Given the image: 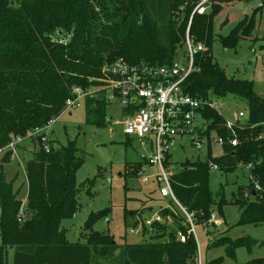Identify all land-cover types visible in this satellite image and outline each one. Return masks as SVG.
I'll use <instances>...</instances> for the list:
<instances>
[{
  "label": "trees",
  "instance_id": "1",
  "mask_svg": "<svg viewBox=\"0 0 264 264\" xmlns=\"http://www.w3.org/2000/svg\"><path fill=\"white\" fill-rule=\"evenodd\" d=\"M198 2L16 0L12 4L0 0V151L6 149L0 158V264L6 263L7 251H12V264H196V243L179 211L178 216L166 209L161 212L175 225V232L156 224L154 236H142L144 240L138 243H127L123 237L118 244L108 233L93 231L95 222L108 216L109 210L104 209L87 217L81 241L69 242L61 223L78 209L75 174L83 163L74 142L55 148L49 133L45 144L39 136L27 140L34 142L36 150L24 163L25 215L20 222V200L3 172L14 152L7 148L9 143L55 122L74 88L99 90L104 75L96 78L116 60L129 65H170L186 33L203 44L205 51L195 57L199 71L186 78L184 93L193 98L212 96L222 106L231 97L245 102L248 114L243 125H235L238 145H224L218 158L211 157L207 146L203 161L182 163L171 176L172 193L199 226L207 223L212 207L220 213L228 203L240 209V224L264 223V100L254 94L251 82L226 77L213 61L211 24L220 7L212 2L208 12L190 18ZM246 18L219 39L223 47L235 48L250 33L253 22L247 24ZM103 97L104 92L98 91L82 102L87 123L98 128L105 126L106 109L111 107ZM203 114L209 121L206 135L214 132L224 138V118L212 110ZM209 163L225 174L238 165H251V179L227 203L221 188L216 192L208 188ZM146 168L145 157L124 170L126 175L137 176ZM254 185L260 190L254 191ZM132 216L133 212H124V220ZM177 233L186 239L176 240ZM162 238L166 240L159 242ZM253 244L244 236L220 238L207 249L223 246L226 257L232 259L237 248L249 253ZM205 264H222V259ZM236 264H264V256Z\"/></svg>",
  "mask_w": 264,
  "mask_h": 264
},
{
  "label": "rangeland",
  "instance_id": "2",
  "mask_svg": "<svg viewBox=\"0 0 264 264\" xmlns=\"http://www.w3.org/2000/svg\"><path fill=\"white\" fill-rule=\"evenodd\" d=\"M15 1L9 0V3L15 4ZM189 1L193 4L198 0ZM212 2L220 7L211 24L210 53L213 61L223 69L226 77L251 82L254 94L264 100V0H208L207 12ZM245 17L247 24L250 20L253 22L250 33L240 39L235 48L223 47L219 39L228 36ZM178 56H182V49L178 51ZM102 76L103 70L96 79H102ZM222 111L223 115L236 125L238 120L231 116V113L238 111L245 113L247 107L245 102L228 97L224 101ZM117 116L118 112L108 107L105 126L95 127L87 123L85 106L81 103L78 109L62 113L48 131L49 139L55 148L74 142L83 161L75 174L78 209L70 219L61 223L69 242L81 241L87 217L104 209H108L109 214L95 222L93 231L108 233L118 244L123 241V237L127 243L144 240L129 235L128 229L137 223V218L141 219L143 214L148 216L147 211L150 209L152 214L162 206L178 216L179 210L173 202L168 200L159 202L155 193L156 187L152 182L144 184L138 176L125 174L124 167H132L135 163L142 162L143 158L148 156V151L133 138L127 141L122 134L121 126L113 124ZM211 139V142L215 141L214 136H211ZM182 143L183 147L176 145L172 150L170 169L174 173L179 171L180 165L185 161L205 159L204 148L195 150L186 139L182 140ZM34 150L36 149L33 141L19 144L18 149L14 150L10 157V163L3 166L5 181L10 183L11 192H17L16 199L20 200L18 213L22 208L23 215L26 200L24 163L30 160ZM5 151L6 149L0 151V158ZM220 154L221 149L212 146V156L218 158ZM156 173L155 168H150L146 170L144 177ZM247 183L248 170L242 165H238L233 172L227 174L218 170H210L208 173L209 190L216 192L221 188L227 203L231 201L232 194L235 196L237 188L245 187ZM125 211L133 212L132 218L124 220ZM240 213V209L231 203L223 206L220 213L212 207L211 215H214V219L210 216L207 221L208 229L205 231L202 226L194 225L193 237L200 264L216 258H221L222 264L245 263L264 256V223L255 226L240 224ZM167 226L168 231L175 232V225L171 220ZM243 236L254 242L249 253L244 248H237L234 257L229 259L223 246L207 249L209 244L220 238L235 240ZM185 239V235L176 234V240ZM165 240L166 238H162L158 241ZM5 264H12V251H7Z\"/></svg>",
  "mask_w": 264,
  "mask_h": 264
},
{
  "label": "built area",
  "instance_id": "3",
  "mask_svg": "<svg viewBox=\"0 0 264 264\" xmlns=\"http://www.w3.org/2000/svg\"><path fill=\"white\" fill-rule=\"evenodd\" d=\"M207 1H199L194 6L190 18L193 14H205ZM204 51V45L195 43L186 33L182 45V56H178L170 65L160 67L147 64L129 65L123 60H116L103 70L102 88L99 90L74 88L71 98L65 102L63 111L66 113L78 109L84 99L95 96L98 91H103L104 101L118 112L113 124L120 125L122 134L126 138L135 139L148 151L147 168L139 172L137 176L142 183L152 182L155 185L159 202L168 200L176 205L192 236H194L195 220L177 203L171 190L173 171L170 165L173 148L176 145L183 147L182 140L186 139L195 150L204 148L205 153L207 146H210L211 157L215 158L212 156V146L221 149V156L224 145L230 147L238 145L235 123L223 115V106L218 100L212 96L193 98L182 90L186 78L199 71L194 60ZM205 110L215 111L224 118L222 127L226 132L224 138L214 132L206 135L209 121L204 117ZM247 114V112L238 111L231 113V116L233 115L238 123L243 125ZM53 123L54 121H50L42 128L26 132L23 137L14 138L7 148L14 151L19 144L37 136L45 144ZM211 136L215 137L214 142H211ZM44 148L46 151L47 147L44 146ZM208 166L211 170H217V167L211 163ZM150 168H155L157 173L144 177V173ZM250 168L251 165L246 166L248 171ZM248 178L251 179L249 174ZM253 190L257 192L260 189L254 185ZM165 209L167 208L159 206L158 210L152 214L150 209L147 211L148 216L143 214L141 219L137 218L136 226L128 229L129 235L139 238L154 236L156 234L154 225L170 224V219L161 215L162 210ZM23 216L21 208L20 213L17 214L18 220L20 221ZM211 219H214V215H211ZM201 226L206 231L209 222ZM180 239L183 240L182 237ZM197 264H200L198 257Z\"/></svg>",
  "mask_w": 264,
  "mask_h": 264
}]
</instances>
